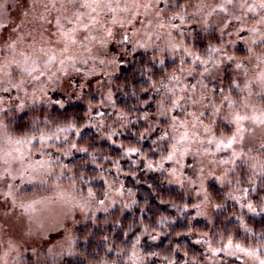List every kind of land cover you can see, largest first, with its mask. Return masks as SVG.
Returning <instances> with one entry per match:
<instances>
[{
  "label": "clouds",
  "instance_id": "9594fccd",
  "mask_svg": "<svg viewBox=\"0 0 264 264\" xmlns=\"http://www.w3.org/2000/svg\"><path fill=\"white\" fill-rule=\"evenodd\" d=\"M0 264H264V0H0Z\"/></svg>",
  "mask_w": 264,
  "mask_h": 264
}]
</instances>
